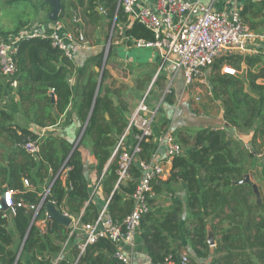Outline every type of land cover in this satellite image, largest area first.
Segmentation results:
<instances>
[{
  "label": "trees",
  "instance_id": "1",
  "mask_svg": "<svg viewBox=\"0 0 264 264\" xmlns=\"http://www.w3.org/2000/svg\"><path fill=\"white\" fill-rule=\"evenodd\" d=\"M61 1L58 17H61L65 7L64 0ZM113 1L76 0V3L91 9L96 2L102 8L111 7ZM69 5L75 7L73 3ZM263 8V1L258 4L251 1L245 3L240 15L247 30L256 25L247 14L263 18ZM50 10L51 6L46 0H0V37H15L31 31L29 25L32 21ZM121 14H124L123 11L118 9L116 19ZM4 16L8 22L3 21ZM126 35L135 39H153L152 32L136 20L126 30ZM15 46L16 71L6 81L3 80L6 76L0 73V98L6 89L12 88L11 82L15 79L14 90L22 114L39 127L53 125L69 103L71 90L67 72L73 67L72 60L48 37L20 36ZM234 60L246 63V79L215 71L211 76L213 97L223 103V117L230 127L245 130L257 123L253 134L255 139L257 133L264 136V61L255 55L236 54L233 59L226 58L231 64ZM96 75L93 70L86 75L77 115L82 122L86 121L84 134L92 144L96 159L94 169L100 173L117 142L115 135L123 132L127 121L113 109L107 96L95 95ZM105 111L110 117L115 113L117 121L106 122ZM131 132L133 135L137 129L133 128ZM37 136L26 126L16 123L13 115L0 107V150L7 151L5 156H0L3 183L16 192L15 199L21 197L26 202H37L41 185L51 182L48 200H53L57 209L80 215L82 222L93 220L98 210L89 197L77 146L73 147V142L65 139L57 141L51 136H41L36 141L38 152L33 155L23 148V144ZM193 140L195 149L189 148L186 155L172 159L170 178L166 181L168 183L171 178L179 177L186 183V208L197 220L192 230L183 224V234L190 240L196 255L205 257L208 254L205 219L209 217L208 222L211 223L217 218L219 223H225V227L218 232L220 241L214 249L218 255L214 258V264H264V210L261 211L260 206L252 201L254 194L251 185L233 183L246 173L245 151L238 142L232 141L225 128H201L196 131ZM140 146L138 157L149 161L155 145L149 140H142ZM64 169L65 184L60 176ZM116 170L117 161L113 157L102 182L103 190L110 196L107 214L114 221L131 212L133 203L130 196L139 175L137 166L132 164L130 177L117 181ZM23 178L29 180L33 190L23 187ZM152 184L153 190L158 192L161 188L159 181ZM44 210L42 206L38 217L42 216ZM178 211H181L180 202L175 207L155 210L159 217L150 209L142 217L139 232L152 262H160L167 254H174L168 246L170 238L178 234ZM13 221L22 240L21 255L27 256L32 264H52L54 254L61 250L66 240L68 227L50 217L49 228L42 231L30 223L31 212L23 207L15 208ZM7 226V216L0 212V264H22L21 258H17L16 249L11 247L13 237ZM210 229L215 232L217 226L211 224ZM114 249V244L108 238H99L86 246L84 252L77 256L75 264H121L113 256ZM72 252L63 255L56 264H71L70 257H76L77 250ZM190 264L195 263L190 260Z\"/></svg>",
  "mask_w": 264,
  "mask_h": 264
},
{
  "label": "crops",
  "instance_id": "2",
  "mask_svg": "<svg viewBox=\"0 0 264 264\" xmlns=\"http://www.w3.org/2000/svg\"><path fill=\"white\" fill-rule=\"evenodd\" d=\"M69 1H72L75 7L73 8L71 5L65 4L64 11L61 17H58L60 13L59 11L54 23L48 19L49 12H43L40 14L39 19H35L29 25L30 30L37 31L39 33H48L52 30L59 29L61 33L70 35L74 40H76L78 37L79 40L84 43L78 48V50L71 58L73 67L67 72L71 96L66 110L64 111V113L58 116L55 124L46 127H39L35 125L31 120H29L26 116H24L20 111V107L17 101L18 99L14 90V87L16 85L13 86L12 84V88L6 89L3 93L2 98H0V107L9 111L13 115L16 123H19L22 126H26L36 134H40L41 132H43L42 136H51L57 141L65 139L68 142H73V147L77 146L82 161V174L89 190V197L96 210L99 211L104 205L108 203L110 199V196L106 193L105 190H103L102 182L105 176V170L113 161L114 156L112 149V153L104 164L102 171L98 173L96 169H94L96 159L92 152V144L89 138L84 134L86 121L82 122L77 115V106L79 101L81 100V91L83 90L86 75L90 70H93L97 74V86L95 95L99 94L102 97L107 96L111 100L113 109L119 112L123 119H125L127 122L138 101L146 92H148V105L151 108L157 109L156 116L152 124L153 134L149 138L150 143L155 145V149L151 154L152 160L158 161L165 160L166 158V144L163 140V135L165 133H172L174 135L176 140L182 146L181 155H186L189 148L193 147V139L196 131L205 127L225 128L228 132L229 137H233L239 144L244 145L251 155H257V159L260 160V157L262 156H260V153L254 149V143L258 141L261 135L256 136L255 140L253 139V134L256 130L257 123L245 130H238L235 127H230L229 124L227 127H225L224 124L226 120L223 117V103L213 97L212 85H206V88L201 90L199 89V87H195L192 85L190 89H188V85L185 87L183 85H176V82L183 81V77L181 72L176 70V67L173 63V55L169 54L166 57H162L156 47H136L134 46V44L128 45L123 43L124 38L131 39L133 43L134 38L127 36L126 30L131 26L134 19L127 14H121L119 19H116V12L118 10L116 1H113L111 7H98L95 10L96 12H98V10L100 11L101 9V12L104 13V23H108L107 19L111 18L115 20V23L118 22L121 28L119 30L121 36L120 41H116L120 45L112 49L110 56L106 53L107 55L105 54L103 59L100 58V43L104 40L103 38L105 37V34L103 31H101V29H98V33H95L93 35V39H91L92 45H90L87 39L89 38V29H86L92 25L89 21L84 25L86 27V30L80 29L77 26H74V24H71V30L70 27L69 29L65 27L66 23L67 25L70 24V17H68V14H72V16L74 17L73 20L76 23L80 21V17H77V13L79 15H81V13H84L85 16L88 17L90 14V9H87L85 5L80 6L76 3V0H64V2ZM143 1L147 4H154V0ZM200 1L212 9H229L234 5L239 10H241L245 6V3H247L248 1L256 4L261 1H263L264 3V0ZM247 17L252 19L253 22H256V25L255 28L247 30L250 34L246 42L247 50L238 53V55H255L264 60V40L261 41L256 38H264V36L259 35L257 32V27L264 25V15L263 18H261L247 14ZM100 23L102 22H94L93 26H98L100 25ZM98 59L100 60V62L98 61ZM230 59H233V57H231ZM225 64L231 66V63H228L227 61ZM239 68H241L240 73H242L243 70L246 71V63L243 60L240 62ZM238 71L239 69L236 68V73H238ZM204 73L205 69H203L202 71V74ZM3 80L6 81L7 79L4 77ZM168 85H170V93L165 94ZM153 93H156L158 97H156V100L153 99L150 101L149 96ZM104 118L106 122H111V120L117 121L115 113H113L112 117H110L107 111L104 112ZM114 131L115 126L112 129L113 134ZM119 136L120 135L117 134L115 135L117 139ZM185 138L187 139L186 142L183 141V139ZM132 142L133 135L132 132L129 131L126 135L125 147H129ZM252 149L254 150L252 151ZM6 154L7 151L0 150V156H5ZM250 159L251 156H248V161L244 163V169L247 173L250 174L252 183L255 184L258 188L257 194L253 192L254 196L252 198V201L258 204L260 206V210L263 211L264 171H262L261 175L259 176V181H257L256 179L254 180L250 171L259 166H248L247 164ZM171 161L172 160L166 161L164 163V168L167 171V174L161 179L157 180L159 181L161 188L158 192L154 191V194L150 199V210L156 217H159V214L155 213V210L161 208L167 209L171 206L175 207L176 204L180 202L181 211H178V234L170 238V246H168V249L173 250L174 254H180L183 252L187 253L190 260H192L195 264H214V258L218 256L214 252V249L220 241V233L218 232L221 227H225V223H219L217 218L214 219L211 223L208 222L209 217L205 219L207 221L206 238H208L209 235H212L213 243H208V254L205 257H198L190 243V240L183 234L181 230L183 224L186 225L187 229L192 230L194 227V221L197 220L196 216L189 213L186 208V183L179 177L176 179L171 178V180L166 183V181L170 178ZM259 169H264V166H260ZM60 176L63 180V184H65L66 171H62ZM23 179V187L27 188L28 190H33L34 187L32 185H30L29 187H26L24 185ZM47 184L48 182H44L41 185L39 193ZM0 185L2 186L0 192L4 188H7L3 183L1 177ZM85 204H87V202ZM7 219V228L11 232L13 237V244L11 245V247L14 249L15 240L19 236L17 235L14 227L13 212H7ZM30 223L35 224L42 231L45 229L43 216L31 220ZM211 224L217 226L215 232L211 231ZM138 233L140 235L139 231ZM77 239L75 238L74 240H71V244L68 243L69 247L66 246L63 249L62 257L63 255L65 256L66 254H69L70 252L75 250L74 246L77 242ZM134 247L135 249H131L127 252L130 253V256L135 261L143 262L144 264H146L147 261L151 260L148 252L145 249L144 243L142 247H140V244L138 243H136ZM56 254H54L52 262ZM251 256L252 258H254L253 255ZM70 258L72 260L73 256H71ZM27 263L32 264L30 260H28Z\"/></svg>",
  "mask_w": 264,
  "mask_h": 264
},
{
  "label": "built area",
  "instance_id": "3",
  "mask_svg": "<svg viewBox=\"0 0 264 264\" xmlns=\"http://www.w3.org/2000/svg\"><path fill=\"white\" fill-rule=\"evenodd\" d=\"M118 9L141 23L153 34L152 40L133 39L136 47H156L162 57L173 55V63L176 70L181 72L185 85H190L195 78L201 76L203 69L209 68L221 57L231 58L246 49V42L250 36L240 10L236 6L229 9H212L200 0H154V4H147L143 0H115ZM58 27V26H57ZM20 36L50 38L52 44L57 46L69 59L81 46L70 35L61 33L59 29L49 33H39L31 30L15 37H0V73L4 76H13L16 71L14 54L16 42ZM223 73L236 74V68L224 65ZM11 84L16 85L15 79ZM146 92L138 101L128 119L124 131L120 134L113 148V156L117 161V181H125L130 177V167L137 166L139 175L135 179L136 187L131 194L132 210L122 219L114 221L107 214V204L97 213L93 220L82 222L80 215L75 216L65 210L61 212L70 219L66 240L62 243L61 250L56 254L52 264H56L62 258L63 249L77 239L74 249L77 250L71 264H75L77 256L81 255L88 244L96 242L99 238H108L115 246L113 256L121 264H144L135 261L130 253L123 249V245L132 247L135 234L139 231L142 217L150 209V198L154 194L153 181L161 179L167 174L164 168L166 161L182 154V146L172 133H165L163 140L166 144L165 160L145 161L138 157L141 150L140 142L149 140L152 136V124L157 109L151 108L147 103ZM133 128L137 133L133 134V142L125 147L126 135ZM43 132L34 140H28L23 148L30 154L38 152L36 141L41 138ZM63 171H66L65 169ZM62 173V172H61ZM60 173V175H61ZM26 187L30 186L28 179L24 178ZM49 182L39 193L37 202H26L23 198H14L16 193L10 188H4L0 192V212L7 216V212H14L16 207H23L31 212V220L38 214L50 195ZM45 230L50 225V215L43 211ZM146 264H190L187 253L167 254L162 261H147Z\"/></svg>",
  "mask_w": 264,
  "mask_h": 264
},
{
  "label": "rangeland",
  "instance_id": "4",
  "mask_svg": "<svg viewBox=\"0 0 264 264\" xmlns=\"http://www.w3.org/2000/svg\"><path fill=\"white\" fill-rule=\"evenodd\" d=\"M71 3H73V2L72 1L65 2V4H71ZM98 7L99 8H102L101 4H99L98 2H96V3L93 4V7H91V9H90L89 17L88 16H85L84 13H81V15H79L77 13V17L78 16L80 17V21H78L77 23L74 22V20H73L74 17L72 16V14H68V17H70V24L67 25V23H66L65 27L68 28V29L70 27V30H71L72 29V25L71 24H74V26H77L80 29H85L86 27L84 25L89 21L90 24H92V25L89 28H86V29H89L88 30V34H89L88 36H89V38H87V39H88V43L90 45H92L91 39H93L92 38L93 35L95 33H98V29H101V31H103L104 34H105V37L103 38L104 40L100 43V47H101L100 58L103 59L106 53L109 54V56H110L112 49L114 47L120 45L116 41H120V37L121 36H120L119 30L121 28H120V25L118 24V22L115 23V20H113L111 18H108L107 19V22L108 23H106V22L104 23V21H105V19H103V17H105L104 16V13L101 12V9H100V11L97 9L98 12L95 11L96 8H98ZM3 21L4 22H8V18H6L4 16L3 17ZM99 21L102 22V23H100V25L93 26L94 25V22H99ZM257 28H258L257 29L258 34L261 35V36H264V25L263 26H259ZM256 38L259 39V40H261V41L264 40V38H259V37H256ZM75 41H77L81 45L84 44V43H82L81 40H79L78 37H77V39ZM123 43L124 44H128V45H130V44L132 45L133 44L132 41H131V39H125V38L123 39ZM221 58H222V60H221ZM221 58H218L216 60L217 63L214 66H212V67L210 66L209 68H206L204 74H202L198 78H195L194 82L192 84L188 85L189 86L188 89L191 88V85L192 86H195V87H199L200 90L206 88V85H210L211 86L212 85L211 84V76H212V74L215 71H217V70H219L221 72V69L223 68V66L226 63V58L225 57H221ZM105 59H106V57H105ZM262 61H264V60H262ZM231 66H233L234 68H238L239 69V71H238V73H236V75H238L239 77L243 78L244 80L246 79V77H245L246 76V71L243 70L242 73H240V69H241V68H239L240 67V63H238L236 60H234V62L231 64ZM246 67H247V65H246ZM6 79L8 80L9 77L6 76ZM176 85H179V86H182L183 85L184 87L187 86V85H185L184 81H182V82L181 81L180 82H176ZM169 86L170 85H168V88L165 91V94H169L170 93V87ZM245 89L248 90L247 84H245ZM156 97H158L157 94L156 93H153L152 95L149 96V100L150 101L153 100V99L156 100ZM258 135L260 136L261 134H258L257 133V136ZM231 139H232L233 142H237L233 137H231ZM240 147L245 151L246 156H247V161H248V156H251V159H250V161L248 162L247 165L248 166H259V167H256L254 170H251L250 171L251 172V175H252V178L254 180L256 179L257 181H259V176L261 175L262 171H264V169H262V170L259 169L260 166H264V136L261 135L260 138L258 139V141L256 143H254V149L260 153V156H262V157H260V160L257 159V157H256L257 155L256 156L251 155L249 153L248 149H246L244 145L240 144ZM254 149H252V151ZM254 160H255V162H254ZM263 198H264V194H263ZM21 242H22V240H20V238L17 237V239L15 240V243H14L15 249L17 251V258L18 257L21 258L22 264H28L27 262H28L29 259L27 258V256L21 255V251H22V249H21Z\"/></svg>",
  "mask_w": 264,
  "mask_h": 264
},
{
  "label": "water",
  "instance_id": "5",
  "mask_svg": "<svg viewBox=\"0 0 264 264\" xmlns=\"http://www.w3.org/2000/svg\"><path fill=\"white\" fill-rule=\"evenodd\" d=\"M49 2L50 6H51V10L48 13V19L51 22H55L57 15L59 13V11L62 8V1L61 0H46ZM54 113L55 110H53ZM225 127L228 126V123L225 122L224 124ZM195 149V147L193 148ZM233 183L235 184H249L252 187V190L254 193L257 194L258 192V188L255 184L252 183L251 178H250V174L249 173H244V175L242 176V178H240L239 180L234 181ZM45 209L48 211L49 215L51 218L55 219L56 221L65 224L66 226H68L70 224V219L68 217H66L59 209H57L52 203L50 202H46L44 205ZM208 243L212 244L213 243V237L212 235H209L208 238ZM138 243L140 244V247L143 246V240L141 238V236L139 235V233L137 232L135 234V238H134V246L135 244ZM132 246H128V245H123V249L126 251H130L131 249H135V247Z\"/></svg>",
  "mask_w": 264,
  "mask_h": 264
}]
</instances>
